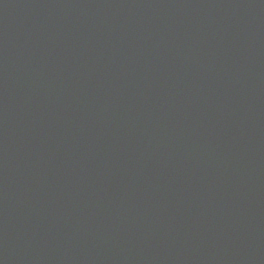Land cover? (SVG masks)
Segmentation results:
<instances>
[{"label": "water", "instance_id": "obj_1", "mask_svg": "<svg viewBox=\"0 0 264 264\" xmlns=\"http://www.w3.org/2000/svg\"><path fill=\"white\" fill-rule=\"evenodd\" d=\"M0 264H264V0H0Z\"/></svg>", "mask_w": 264, "mask_h": 264}]
</instances>
